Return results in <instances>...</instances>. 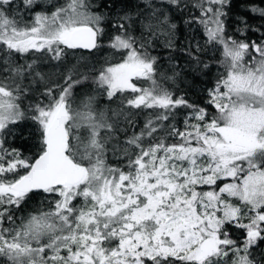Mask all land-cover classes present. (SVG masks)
<instances>
[{"label":"snow or ice","instance_id":"obj_1","mask_svg":"<svg viewBox=\"0 0 264 264\" xmlns=\"http://www.w3.org/2000/svg\"><path fill=\"white\" fill-rule=\"evenodd\" d=\"M0 264H264V0H0Z\"/></svg>","mask_w":264,"mask_h":264},{"label":"trees","instance_id":"obj_2","mask_svg":"<svg viewBox=\"0 0 264 264\" xmlns=\"http://www.w3.org/2000/svg\"><path fill=\"white\" fill-rule=\"evenodd\" d=\"M197 83H199V81H197Z\"/></svg>","mask_w":264,"mask_h":264}]
</instances>
